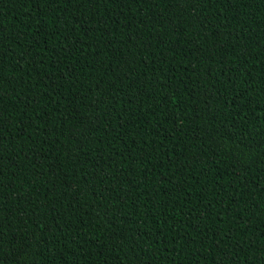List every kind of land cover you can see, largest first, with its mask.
<instances>
[{
  "label": "trees",
  "instance_id": "16d2710c",
  "mask_svg": "<svg viewBox=\"0 0 264 264\" xmlns=\"http://www.w3.org/2000/svg\"><path fill=\"white\" fill-rule=\"evenodd\" d=\"M0 264H264V0H0Z\"/></svg>",
  "mask_w": 264,
  "mask_h": 264
}]
</instances>
